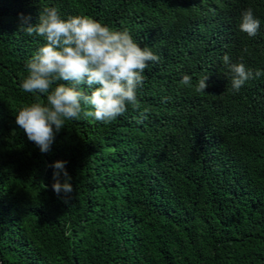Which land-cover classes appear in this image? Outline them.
<instances>
[{
    "label": "trees",
    "instance_id": "1",
    "mask_svg": "<svg viewBox=\"0 0 264 264\" xmlns=\"http://www.w3.org/2000/svg\"><path fill=\"white\" fill-rule=\"evenodd\" d=\"M46 7L127 31L159 61L139 109L68 121L41 153L16 115L46 104L20 88L44 40L18 26ZM248 8L253 38L239 31ZM225 55L262 75L228 91ZM0 264H264V0H0Z\"/></svg>",
    "mask_w": 264,
    "mask_h": 264
},
{
    "label": "clouds",
    "instance_id": "2",
    "mask_svg": "<svg viewBox=\"0 0 264 264\" xmlns=\"http://www.w3.org/2000/svg\"><path fill=\"white\" fill-rule=\"evenodd\" d=\"M19 19L18 32L44 40L27 61V75L20 88L45 96L46 104L32 103L16 115V124L41 153L51 151L56 134L68 121L93 118L107 124L122 116L129 106L139 109L137 91L144 85L145 69L159 61L151 49L142 48L127 31H115L83 15L65 19L54 7L44 8L36 23L23 14ZM260 26L252 8L241 14V33L256 37ZM223 61L231 76L230 92L238 93L247 81L262 75L242 62L231 63L228 55ZM209 77L197 81V93H206ZM182 83L191 85V77L184 75ZM140 115L144 117L143 112ZM66 163L51 165L55 169L52 189L58 196L63 193L68 203L73 186Z\"/></svg>",
    "mask_w": 264,
    "mask_h": 264
}]
</instances>
